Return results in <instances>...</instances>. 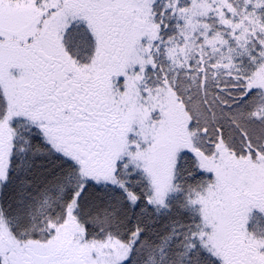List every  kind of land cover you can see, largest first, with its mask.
<instances>
[{"label": "snow or ice", "instance_id": "obj_1", "mask_svg": "<svg viewBox=\"0 0 264 264\" xmlns=\"http://www.w3.org/2000/svg\"><path fill=\"white\" fill-rule=\"evenodd\" d=\"M0 264H264V0H0Z\"/></svg>", "mask_w": 264, "mask_h": 264}]
</instances>
